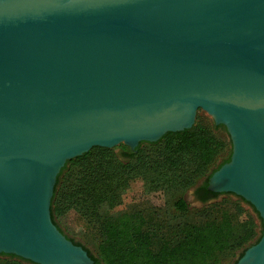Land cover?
<instances>
[{
  "label": "water",
  "instance_id": "obj_1",
  "mask_svg": "<svg viewBox=\"0 0 264 264\" xmlns=\"http://www.w3.org/2000/svg\"><path fill=\"white\" fill-rule=\"evenodd\" d=\"M198 108L232 144L207 188L262 220L235 264H264V141L252 123L264 113V0H0V219L15 236L0 253L94 264L52 219L61 168L93 146L135 150L190 128ZM239 164L244 175L219 180ZM14 167L35 168L21 169L24 189Z\"/></svg>",
  "mask_w": 264,
  "mask_h": 264
},
{
  "label": "trees",
  "instance_id": "obj_2",
  "mask_svg": "<svg viewBox=\"0 0 264 264\" xmlns=\"http://www.w3.org/2000/svg\"><path fill=\"white\" fill-rule=\"evenodd\" d=\"M224 146L203 125L169 131L157 141H141L135 150L123 143L117 146L118 152L116 146H93L68 159L61 168L51 199L52 219L57 225L54 212L73 208L96 230L100 237L98 253L88 251L94 264H220L228 250L245 236L227 209L219 207L208 220L179 225V235L175 232L172 242L164 241L157 249L153 248L156 233L144 227L142 213L113 214L112 209L127 186L140 178L148 190L164 193V202L172 208L187 210L189 205L178 192L193 185ZM209 176L196 188L202 203L220 194L207 188ZM0 254L36 264L14 254ZM7 260L12 259L0 258V264H20Z\"/></svg>",
  "mask_w": 264,
  "mask_h": 264
},
{
  "label": "rangeland",
  "instance_id": "obj_3",
  "mask_svg": "<svg viewBox=\"0 0 264 264\" xmlns=\"http://www.w3.org/2000/svg\"><path fill=\"white\" fill-rule=\"evenodd\" d=\"M193 125L205 126L208 132L216 139L221 140L225 146L224 150L215 156L210 164L206 166L193 185L178 192L183 194L189 208L187 210L172 208L171 204L169 205L164 202L166 199L164 193L148 190L144 182L140 178H136L123 191L120 201L112 209V212L113 214L133 211L142 213L145 218L144 227L156 233L153 236V248L157 249L164 241L169 240L172 242L177 235L175 232L179 235V225L208 220L216 215L219 207L225 208L234 215L239 229L245 233L240 243L228 250L220 262V264H235L242 252L259 239L263 230L262 220L253 205L247 201H243L239 198L240 196L231 192H219L220 194L217 198L208 200L205 203L195 198V188L206 177L211 175L217 166L231 154L232 144L226 127L223 124L217 127L216 125L219 124L214 122L212 115L202 108H198ZM118 145H115V151L117 152L119 151ZM167 199L170 201L172 199L171 195ZM214 201L215 203L212 204ZM216 203H219V205L216 206ZM54 219L63 233L70 239L81 244L91 254L96 255L98 253L100 237L96 230L89 226L86 220L75 209L70 208L66 211L62 209L56 211L54 212ZM0 258L12 259L7 261H15L20 264H31L18 257L9 258V256L0 254Z\"/></svg>",
  "mask_w": 264,
  "mask_h": 264
},
{
  "label": "bare ground",
  "instance_id": "obj_4",
  "mask_svg": "<svg viewBox=\"0 0 264 264\" xmlns=\"http://www.w3.org/2000/svg\"><path fill=\"white\" fill-rule=\"evenodd\" d=\"M252 123L259 135V137L264 141V113L260 114V115H253L252 116ZM21 169L24 170H30V175L32 174V171L35 169L34 167L31 168H22V167H14L13 168V173L18 177L19 179V186L24 189V187H27V185L25 183H23V179L28 175L27 172L23 173ZM245 174V167L242 164H239L235 169L228 171L227 173H225L222 177L219 178L220 181L226 182V181H231L234 180L237 177H240L242 175ZM36 222L38 224L40 220H36ZM13 229V224H12V220L10 219L9 224L5 225L4 222L0 219V245L1 246H8L11 244H15V236H13L10 232ZM39 233H41V231H37ZM40 241L43 242V244H45L46 249H43L41 251H38V253L41 254H47V250H48V246L46 244V240H44L43 238H40ZM18 246H20L21 248H23L24 250H28V251H32L31 247L29 245H24L22 243H18L16 244ZM50 256V255H47Z\"/></svg>",
  "mask_w": 264,
  "mask_h": 264
},
{
  "label": "flooded vegetation",
  "instance_id": "obj_5",
  "mask_svg": "<svg viewBox=\"0 0 264 264\" xmlns=\"http://www.w3.org/2000/svg\"><path fill=\"white\" fill-rule=\"evenodd\" d=\"M197 187H198V186H197ZM197 187H196V188H197ZM196 188H195V190H194V196H195L196 199H198V198H197V195H196Z\"/></svg>",
  "mask_w": 264,
  "mask_h": 264
}]
</instances>
